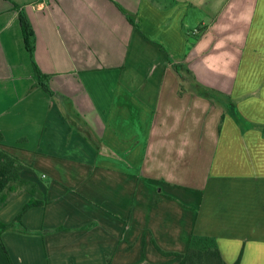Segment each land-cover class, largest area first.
I'll list each match as a JSON object with an SVG mask.
<instances>
[{
    "label": "crops",
    "instance_id": "crops-1",
    "mask_svg": "<svg viewBox=\"0 0 264 264\" xmlns=\"http://www.w3.org/2000/svg\"><path fill=\"white\" fill-rule=\"evenodd\" d=\"M0 143L36 190L11 185L0 220L46 201L3 232L13 264H175L155 243L193 233L264 264V0H0Z\"/></svg>",
    "mask_w": 264,
    "mask_h": 264
},
{
    "label": "trees",
    "instance_id": "trees-1",
    "mask_svg": "<svg viewBox=\"0 0 264 264\" xmlns=\"http://www.w3.org/2000/svg\"><path fill=\"white\" fill-rule=\"evenodd\" d=\"M20 21L24 33L25 43L27 48L32 50V34L33 29L30 24L29 19L26 15H20ZM175 70L179 75L180 80V92L184 89L185 86V77L181 72L189 71L186 70V66L184 64H175ZM37 74L39 75L41 85L43 88L48 90V87L44 81L45 74H43L37 67H36ZM202 96L208 97L209 99L215 100L216 98L209 97L207 94H202ZM221 128V124L219 125V129ZM29 166L28 164L24 163L20 160L17 156L11 154L8 150H6L2 144L0 143V208L3 206L8 200L7 191H13L11 185H27L30 187L33 195H36L35 187L33 183L23 179L20 176V172L25 167ZM17 188V187H16ZM46 204V201H39L35 197L31 198L21 209V211L15 216V218L11 222H3L0 220V241L2 244L3 249L6 252L8 261L10 264H13L6 246L2 241V234L7 230H15L17 227L21 229L22 232L31 233L32 231L23 223V214L34 205ZM155 243V241H154ZM157 249L165 256H173L176 259L175 264H230L228 263L217 244L216 238L210 235H200V234H192L188 246L184 252L178 251H164L162 250L156 243ZM106 264H111V257H107ZM142 264V263H141ZM144 264H156L152 262L146 261ZM231 264H239V260L231 263Z\"/></svg>",
    "mask_w": 264,
    "mask_h": 264
},
{
    "label": "rangeland",
    "instance_id": "rangeland-1",
    "mask_svg": "<svg viewBox=\"0 0 264 264\" xmlns=\"http://www.w3.org/2000/svg\"><path fill=\"white\" fill-rule=\"evenodd\" d=\"M212 66H214V64ZM199 85H201L202 87L199 86ZM199 85L198 86L197 85H192L193 86L192 89H194V90L199 89V91L202 92L201 94H203V93L207 94L209 97L212 96V98L220 99L221 97H223L222 95L225 94V93L223 94V92H220L218 89L212 87L211 85L209 86V85L203 84V83H199ZM43 233L44 232H41L39 234L42 235ZM73 247L74 246H70V247H67L68 249H66V250L64 249L63 252H60V251H57V252H59L60 254H63V256L67 255V256H70V257H72L71 256V254H72L74 257H76L78 259L77 261L80 262V260H83L82 257L85 255V252H79L78 249L77 250L76 249H72ZM137 249L138 248H134V250H132V251H131V249H129L128 251L126 250L127 253L129 254V256H128V258L125 257L122 260H126V261L127 260H131L132 264H141V263L144 264L146 261L149 262V258L148 257L146 258V257L143 256V253L141 252V249H139L138 252L136 251ZM126 251L118 252L116 254V256L114 257L113 264H120L121 253L122 254L126 253ZM118 254H119V257L117 258ZM110 257H111V260H112V256H110ZM116 258H117V260H116ZM136 258H140V259L135 262ZM68 263H69L68 260H63V264H68ZM48 264H49V262H48ZM156 264H162V263H156Z\"/></svg>",
    "mask_w": 264,
    "mask_h": 264
}]
</instances>
